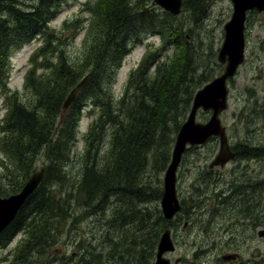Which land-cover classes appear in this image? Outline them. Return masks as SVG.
Wrapping results in <instances>:
<instances>
[{
	"label": "trees",
	"instance_id": "1",
	"mask_svg": "<svg viewBox=\"0 0 264 264\" xmlns=\"http://www.w3.org/2000/svg\"><path fill=\"white\" fill-rule=\"evenodd\" d=\"M63 1L0 0V96L5 109L0 152L9 162L4 166L8 188L0 187V197L16 193L36 169L44 170L37 189L0 233V251L22 235L0 262L153 264L163 231L175 229L177 219L189 212L181 204L174 220L163 218L159 176L195 92L222 70L216 62L218 48L210 47L204 55L202 40L193 41L189 29L203 23L208 6L204 0H183L187 23L152 0H96L80 11L89 13L86 19L50 29ZM83 30L79 54L70 56L67 49ZM142 35L158 37L175 51L162 59V49L149 53L147 45L117 98L111 91L117 72L131 46L144 43ZM32 40L40 45L27 58L23 93L9 92L10 54ZM84 77L83 88L63 112L64 100ZM86 106L90 111L85 113ZM84 114L91 121L78 158L80 170L70 185L67 166ZM213 141L204 145L209 149ZM255 148L242 147L243 155L231 149L236 158L264 159V149ZM256 181L234 187L241 191L238 214L254 221L260 201ZM94 217L93 227L81 235L79 225Z\"/></svg>",
	"mask_w": 264,
	"mask_h": 264
},
{
	"label": "rangeland",
	"instance_id": "2",
	"mask_svg": "<svg viewBox=\"0 0 264 264\" xmlns=\"http://www.w3.org/2000/svg\"><path fill=\"white\" fill-rule=\"evenodd\" d=\"M204 1L208 6L206 19L199 27H194L191 24L189 26V29L194 31L193 41L196 39L197 41L202 40L200 46H203L204 53L203 49L199 48L196 51L198 56H201L202 53L206 55L207 50H209L210 47L213 51L216 48L219 50L224 39L223 27L230 20L232 14V4L230 0ZM95 2L96 0L63 1L58 15L49 24L50 29L57 31L60 30L65 23L73 22L76 19H86L87 16H90L88 15L89 13L87 11L81 13L80 11L82 9H86L89 6H93ZM182 6L178 16H180L181 20L184 19L183 21L188 23L189 14L188 12L186 13L182 11ZM245 26L244 62L236 72V75L228 81V109L220 115V120L227 130L226 133L228 136V142L231 148H234L233 150L235 152L239 151L240 155L244 154L242 147H255L253 145H256L257 147L264 149V13H258L255 10L249 12L246 17ZM83 35L84 30L77 33L73 47H68L67 52L70 54V56H74V53H76V55L79 54L80 48H77V44L80 43ZM142 38L144 43L131 46V52L124 58L121 67L117 72L116 80L113 83L111 89L113 95H115L117 98L121 95L123 89L126 87L129 73L137 68L142 57L146 54L145 51L147 49V45L151 44V52L149 53L157 52L162 49V59H165L166 56H171L175 51V49L166 47V44L162 43L158 37H153L152 35H142ZM39 45L40 41L32 40L31 42L25 43L13 50L10 54L9 69L7 72V89L9 92L23 93L24 77L28 73L27 58ZM194 45L196 46L195 42ZM217 64L219 63L217 62ZM154 66L152 67L151 71L154 70ZM221 67L223 70L224 66L221 65ZM84 111L85 113L90 111L88 106H86ZM4 113L5 109L3 106L2 97L0 96V121L4 116ZM209 116V113H200L197 117V120L200 122H206ZM90 121V117L84 114L81 116L78 123L75 143L73 146H71V163L67 166L69 174L68 184L70 185L74 182L73 177L76 179L80 170L78 158L84 153L85 150V136L88 132ZM209 145V149L206 145H202L194 152L187 153L183 159L184 161H182L180 164L177 173L176 185L180 199L182 197L194 194L195 199L199 201L200 198L197 197L199 193L201 192L204 194H209L213 189V179L217 177L222 182L217 187V190L226 188L227 185H223V182L227 184L231 181L232 177L235 175L240 176L241 173L244 172L245 174H251V176H253L254 172L261 175L262 179L264 178V162H261L260 166L259 164L256 166L253 163L248 162L250 165L245 169L246 171H241L240 173L236 174V170H242L247 164L246 159L243 160V158H236L225 168L218 169L212 174V172L208 170V165L218 151V140L215 138L214 141ZM212 149H214V151L213 154L210 155L209 150L211 151ZM6 161L8 166L9 162L7 158L2 152H0V187L4 190H7L8 188L7 181L4 179L7 175L6 167H4ZM36 167H41V162L38 161ZM163 175L164 172L159 176L162 187ZM21 188L16 193H18ZM229 196H231V199L226 204L223 203L225 206L233 205L236 203V201H239V199L237 200L233 194L230 193ZM214 200L215 199L211 200L210 204H213ZM187 209H189V212H184V214H188L179 218L190 222L188 224V228L183 231L182 224L180 223L179 226H176L175 229H172L173 234L174 231L177 233L174 240L175 249L173 253L166 255L168 258H171L172 261L179 258L180 264H213L214 257H218L220 255L219 250H221L225 245L224 243H220L216 246L215 250L209 251V244L204 240L205 238L203 237L200 230L201 228H206L209 226L207 220L206 222L204 220H200L199 212L193 211L192 208ZM95 218L96 217L87 221H83L77 229L78 232H80L81 235L87 234L89 229L93 227ZM252 219L254 220L253 216ZM21 238L22 235H18L17 239H14L6 249L0 251V259L6 256L8 254L7 251H9L13 246H16ZM240 239L241 238L237 240ZM226 243L228 244V247L238 250L241 248V252L238 253L241 255V262L244 264H264V241L259 240L257 243L254 242L253 244L251 243L245 246H238L232 243V241L230 243ZM243 248L245 252H242ZM255 250L262 251L261 258L252 255V251ZM6 259L7 257H4V260ZM0 264L5 263L0 262ZM218 264H222L220 259Z\"/></svg>",
	"mask_w": 264,
	"mask_h": 264
},
{
	"label": "water",
	"instance_id": "3",
	"mask_svg": "<svg viewBox=\"0 0 264 264\" xmlns=\"http://www.w3.org/2000/svg\"><path fill=\"white\" fill-rule=\"evenodd\" d=\"M152 2L164 12L174 16L180 14L182 0H153ZM230 2L232 14L223 27L224 39L216 57L217 62L224 66L223 71L195 92L186 120L175 136L170 161L164 171L160 210L165 220L173 219L180 208L176 192L177 170L187 149L201 146L214 137L218 139V151L210 162L209 168L222 167L234 159L220 115L227 110L228 106L227 81L235 75L244 60L246 14L254 10L264 13V0H230ZM85 81L86 77L67 95L62 104L63 112L74 102L76 94L83 88ZM200 111L210 114L206 122L197 121ZM43 172L44 170L40 169L32 173L18 193L0 197V233L11 223L20 207L37 189ZM259 236L264 238V230L259 232ZM174 249L170 230L166 229L160 236L153 264H171L165 255L173 253ZM173 264H177V260Z\"/></svg>",
	"mask_w": 264,
	"mask_h": 264
},
{
	"label": "flooded vegetation",
	"instance_id": "4",
	"mask_svg": "<svg viewBox=\"0 0 264 264\" xmlns=\"http://www.w3.org/2000/svg\"><path fill=\"white\" fill-rule=\"evenodd\" d=\"M253 146L256 147L255 149H259V147L257 148L256 145ZM235 159L236 158H234V160ZM246 161L247 164L243 167L242 170H236L235 171L236 174L240 173L241 171H246L245 169L250 165L248 162H251L256 166L259 164L260 166V163L264 162V159L260 161L251 160V159ZM229 163L225 164L222 167L220 166H216L213 168L208 167V170L211 171L213 174V172H215L216 170L225 168ZM255 180H257L256 181L257 194L260 199L259 205H257L256 208L257 210L256 221H254L253 219H249L245 213H243V216H240L238 214V210L240 209L239 207L236 206L237 201L235 204L229 206H225L223 204V203L226 204L231 199V196H229L230 193L231 194L237 193L235 197L238 200V196L241 193V191L240 190L237 191L234 187L238 183H240V181H242L243 184H246V183H251ZM221 183L222 182L218 177L213 179V189L210 191L209 194H204L200 192L199 195L197 196L198 198H200L199 201L195 199L194 194H191L190 196L182 197L181 199L179 198L178 195L180 201V208H181V204L182 207L186 209L192 208L193 211L200 213V220L202 221L204 220L205 222L207 220L209 226L206 228H201L200 230L203 237L205 238L204 240L207 241L209 244V251L215 250L218 244L224 243L225 246L221 250H219L220 255L218 257L216 256L214 257L213 264H218L219 259L222 264H244L243 262H241V255L238 253L241 252V248L239 247L240 250H238L228 247L227 246L228 244L226 242L230 243L232 241V243L238 246L241 245L245 246L247 244H251V243L253 244L254 242L257 243L259 240L264 241V238L259 236V232L264 230V178L262 179L261 175L254 172H253V176H251V174H245L244 172L241 173L240 176L235 175L234 177H232L231 181L227 184L223 182V185H227L226 188L217 190V187ZM213 199H215L213 204H210V201ZM252 209H254V205L252 206ZM209 212L216 214L215 215H213L212 213L208 214ZM211 215L213 216V218ZM215 216H217V219H215L216 218ZM180 223L182 224V230L185 231L188 228V224L190 222L182 220L180 218V220L177 219L175 224L176 226H179ZM176 234H177L176 231H174V234L172 232L171 236L172 238H174L173 241L175 240ZM235 238L237 239L241 238V239L237 240ZM259 251L258 250L252 251V255L261 258L262 251L260 252ZM242 252H245L244 248ZM169 259L171 260V258ZM175 260H178V264H180L179 258ZM175 260L174 261L171 260V262L174 263Z\"/></svg>",
	"mask_w": 264,
	"mask_h": 264
},
{
	"label": "bare ground",
	"instance_id": "5",
	"mask_svg": "<svg viewBox=\"0 0 264 264\" xmlns=\"http://www.w3.org/2000/svg\"><path fill=\"white\" fill-rule=\"evenodd\" d=\"M212 213V212H211ZM210 212L208 213V214H211ZM213 214V213H212ZM216 213H214L213 215H215ZM218 215V214H217ZM212 216V215H211ZM210 216V217H211ZM216 218L215 219H217V216H215ZM212 218H213V216H212ZM166 229H168V228H166Z\"/></svg>",
	"mask_w": 264,
	"mask_h": 264
}]
</instances>
